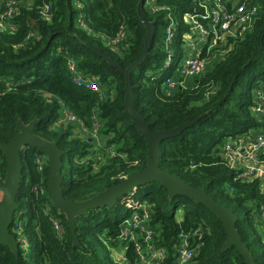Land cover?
Listing matches in <instances>:
<instances>
[{
    "label": "trees",
    "instance_id": "obj_1",
    "mask_svg": "<svg viewBox=\"0 0 264 264\" xmlns=\"http://www.w3.org/2000/svg\"><path fill=\"white\" fill-rule=\"evenodd\" d=\"M147 1L152 7L145 6ZM249 1L255 4L250 29L229 38L223 56L192 79L191 85L179 77L169 88L166 83L183 57L184 36L190 32L183 17L197 15L199 19L204 11L195 0H144L141 10L153 23L154 34L146 60L133 71L130 81L134 107L152 132L198 119L161 143L159 168L203 189L237 216L241 240L255 264H264L262 180L238 178V169L223 156L227 143L233 147L237 138L258 134V129L264 132V105L261 112L257 110L255 97L260 94L253 92L258 88L264 92V0ZM12 2L0 0V144L17 133L18 122L28 125L36 120L33 133L54 143L63 153V164L67 161L68 176L62 168V195L73 202L87 200L142 171L147 146L124 114V78L88 47H96L124 69L135 62L145 38L137 15L139 0ZM168 52L174 61L165 70ZM209 54L203 48L201 60ZM69 62L80 77L96 82L100 93L77 87ZM62 108L86 129L91 128L93 117L99 122L100 162L86 160L93 144L78 135L73 125L53 126ZM40 156L44 155L28 146L21 149L24 178L16 197L19 209L10 226L19 242L18 254L14 257L0 246V264H118L112 252L123 255L128 264H139L140 255L147 254L141 233L140 255L137 241L120 237L123 222L135 214L149 216L151 245L165 251L160 264H175L183 240L196 250L189 264H244L234 248L222 250L226 235L215 216L184 196L170 201L167 190L155 182L138 186L111 208L90 210L75 218L79 246L73 248L64 216L48 199V170L46 164L42 172L38 170L36 158ZM258 159L264 162V151ZM4 167L0 153V180Z\"/></svg>",
    "mask_w": 264,
    "mask_h": 264
},
{
    "label": "water",
    "instance_id": "obj_2",
    "mask_svg": "<svg viewBox=\"0 0 264 264\" xmlns=\"http://www.w3.org/2000/svg\"><path fill=\"white\" fill-rule=\"evenodd\" d=\"M144 0H139L137 4V15L145 29L144 47L138 57L128 68L124 69L115 61L104 56L96 47L88 45L107 65L115 69L124 78L125 102L123 105L124 114L130 119L131 123L138 129L140 136L145 140L147 146L146 166L142 171L132 173L121 180L117 185H112L103 192L80 202H73L63 198L62 175L63 153L52 142L42 139L33 133L36 120L28 125L17 123L18 131L7 143L0 144V153L4 158L5 167L3 169L4 178L0 181V246L10 250L14 257L18 254L19 242L10 232L14 214L19 206L16 197L19 193L20 185L23 181L21 149L30 147L43 154L47 160L46 185L49 191L48 199L51 204L63 215L68 225V234L72 240V247L79 246L75 232V218L85 216L88 211L102 208L113 207L116 200L131 193L138 186L146 183H158L167 190L168 199L171 201L175 196H184L194 204L203 205L220 222L226 235L222 250L234 248L242 258L244 264H255L251 253L246 244L241 240L236 229L237 216L229 209L215 202L208 196L203 189L193 188L180 179L159 168L160 146L161 143L169 138L178 136L183 130L192 127L196 122L187 123L177 128L167 131L152 132L143 117L136 111L133 104V89L130 77L133 71L139 67L147 58L150 43L154 34L153 23L145 19L141 6Z\"/></svg>",
    "mask_w": 264,
    "mask_h": 264
},
{
    "label": "built area",
    "instance_id": "obj_3",
    "mask_svg": "<svg viewBox=\"0 0 264 264\" xmlns=\"http://www.w3.org/2000/svg\"><path fill=\"white\" fill-rule=\"evenodd\" d=\"M195 1L199 9L204 11V15L200 16L199 19L197 15H184L183 19L185 23L186 20H189L191 22L190 25L193 27L196 26V29H198L200 37H196L195 40L196 42L201 40L202 49L200 52H190L187 56L181 58L179 64H177V66L174 68V76L166 83L167 87L169 88H173L176 85L177 78L179 77L182 78L186 75H190L195 78L203 74L206 68L205 63H207V59L203 61L200 58V53L202 52L203 48L206 50V48L211 44H221L224 47L229 38L246 33L250 29L253 22L252 16L255 12V4H252L249 0H243L242 4L237 7H235V3L239 0ZM14 3L15 0H13L12 4ZM228 4L230 5V8L227 7ZM145 6L150 8L152 7V3L147 1L145 2ZM44 16L46 15L44 14ZM170 37L171 34L168 29L167 39L165 41L167 46L170 43ZM222 38L225 40V43H221ZM211 47L212 46H210V48ZM215 48L216 47H213L212 49ZM205 52L209 53L208 51ZM173 61L174 57L168 52V57L164 62L163 69H170ZM67 67L77 87H83L89 91L100 93V88L96 82L94 83L89 80H85L77 74V70L73 62H69ZM60 112L61 114L53 123V126L58 128L59 126H66L70 124L73 125L75 130H77L78 135L82 136L83 139L89 138L91 139L90 141L92 144L93 142L96 143V146L93 145V148H97L96 153L99 154V150L102 149V144L99 135L100 125L96 118H92V127L90 129H86L65 108H62ZM233 144L234 146L232 147L229 143H227L223 148V156L232 167H234L233 162L238 157V155L243 154L242 151H249V153L253 155L254 162L257 165H261V168L264 169V162L259 161L258 159L259 154L264 151V132H260L255 135L249 134V136L244 138H237ZM36 162L38 164V170L42 172L45 164L47 165L45 156L37 157ZM238 171V178L243 180L260 178L262 180L261 190L264 191V173L262 176H252L254 174L253 169H250L249 171L238 169ZM152 231L153 229L149 225V216L147 214H142L140 218L135 214L131 219H126L123 222V230L120 235L122 241H137L135 248L138 255H140L139 253L142 252L140 245L142 244L140 242L141 237L138 236L139 233H141L144 243H146L147 254L144 256L140 255L139 264H160L165 258L164 249L151 245ZM195 251V249L188 246L186 240H183L178 248L177 258L174 263L189 264L193 255L195 254ZM118 264H128L126 258L123 255L119 256Z\"/></svg>",
    "mask_w": 264,
    "mask_h": 264
},
{
    "label": "rangeland",
    "instance_id": "obj_4",
    "mask_svg": "<svg viewBox=\"0 0 264 264\" xmlns=\"http://www.w3.org/2000/svg\"><path fill=\"white\" fill-rule=\"evenodd\" d=\"M190 23L191 22L189 20H186V24L189 25L190 32L187 35L184 36L186 44L183 47L184 48L183 57L187 56L190 52H192V53L193 52H200V50L202 49L201 40H199L198 42H196V40H195L196 37H200L199 31H198V29H196V26L193 27V26L190 25ZM221 43H225V40L223 38H222V42ZM210 46H212V47L210 48ZM213 47H216L215 49H217L218 51L216 52L214 49H212ZM205 51H208L211 54H209V56L207 57V63H205V67L206 68H205L203 74L207 71L208 68H210L213 65H215L216 61H218L223 56L224 51H225V47H223V45H221V44H214V45L211 44V45H209V47L206 48ZM198 77H200V76H198ZM198 77H195V78H198ZM182 79L184 80V83H186L187 85H191L192 84V79H194V77L190 76V75H186V76L182 77ZM253 92L255 93L256 96H257V94H260V96L255 97L257 110H260L261 107L264 105L263 104V102H264V92H262L260 88L254 89ZM260 112H261V110H260ZM91 127H92V125H91ZM258 130H257L258 133L262 132L261 130H259V131ZM86 139H88V143H91L90 142L91 139L84 138V140H86ZM226 141L228 142L229 139L226 140ZM93 145L96 146V143L93 142ZM96 152H97V148H93V146H92V148L90 147L89 150H88V156L86 157V160H92V161L96 160V161L100 162L101 161V157ZM242 153L243 154L239 153L240 155H238V157L234 160L233 166L238 168V169H244L245 171H249L250 169H253L254 170V174L252 176H256V175L262 176V174L264 173V169L261 168L262 167L261 165H257L254 162L253 155H251L249 153V151H242ZM103 161H105V160H103ZM63 165H64V168H65L64 173H65L66 176H68L67 161H65ZM2 180L3 179H1L0 181H2ZM111 254H112V257L115 258L118 261V258L120 256L119 253H117V256H116V253H114V252H112Z\"/></svg>",
    "mask_w": 264,
    "mask_h": 264
},
{
    "label": "crops",
    "instance_id": "obj_5",
    "mask_svg": "<svg viewBox=\"0 0 264 264\" xmlns=\"http://www.w3.org/2000/svg\"><path fill=\"white\" fill-rule=\"evenodd\" d=\"M0 200H1V195H0ZM116 256H117V253H116Z\"/></svg>",
    "mask_w": 264,
    "mask_h": 264
}]
</instances>
